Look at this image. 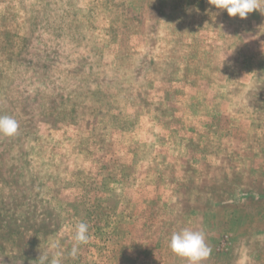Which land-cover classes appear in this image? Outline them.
Masks as SVG:
<instances>
[{"label":"rangeland","instance_id":"374dc122","mask_svg":"<svg viewBox=\"0 0 264 264\" xmlns=\"http://www.w3.org/2000/svg\"><path fill=\"white\" fill-rule=\"evenodd\" d=\"M260 5L0 0V264H264Z\"/></svg>","mask_w":264,"mask_h":264},{"label":"clouds","instance_id":"9594fccd","mask_svg":"<svg viewBox=\"0 0 264 264\" xmlns=\"http://www.w3.org/2000/svg\"><path fill=\"white\" fill-rule=\"evenodd\" d=\"M209 2V0H208ZM218 10H226L228 16L239 17L244 19L249 13L260 8V0H210ZM19 129L18 122L11 116H0V136L13 137ZM89 227L86 223L80 222L75 226L72 236L74 241L69 255L76 257L79 246L87 244L89 241ZM53 249H57L58 245L53 244ZM168 248L175 256L185 260L187 264H203L212 252V249L206 243L205 233L202 230H194L189 228L181 229L173 232L168 239ZM62 253L57 251L50 264H61ZM40 264H48V257L41 256Z\"/></svg>","mask_w":264,"mask_h":264}]
</instances>
